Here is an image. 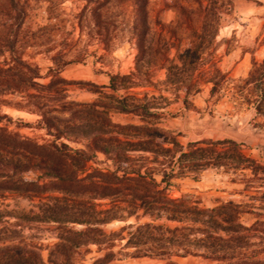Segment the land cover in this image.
Masks as SVG:
<instances>
[{
	"label": "trees",
	"instance_id": "obj_1",
	"mask_svg": "<svg viewBox=\"0 0 264 264\" xmlns=\"http://www.w3.org/2000/svg\"><path fill=\"white\" fill-rule=\"evenodd\" d=\"M81 1L85 4L76 24L80 33L87 21L91 33L108 47L111 28L122 15L137 49L132 72L107 73L108 86H90L97 95L91 103L67 96L71 82L61 73L85 63L88 55L69 58L64 53L66 36L76 26L70 23L65 35L56 27L55 0H0V99L17 98L16 104L4 105L37 116L29 122L0 112V264H83L77 259L86 257L91 246L102 253L91 264H110L117 255L163 264H178L174 258L185 257L216 264H264V220L246 225L240 220L247 212L244 205L227 202L205 208L194 195L169 194L174 179L197 176L206 168H251L254 161L240 144L205 138L184 145L179 134L154 121L163 94H145L144 104L118 94L120 84L142 75L150 80L154 71L164 70L167 85L177 92L186 88L185 108H191L188 95L199 73L209 76L213 97L227 75L211 66L208 56L236 0H174L169 6L174 18L168 23L155 12L152 0ZM120 1V11L114 13L111 8ZM34 6L44 7L46 14L36 28L26 22ZM184 41L188 47L181 50ZM28 47H47L52 53L44 75L36 63L23 59L21 51ZM171 49L176 52L173 58L167 55ZM156 57L163 64L152 68ZM239 82L241 90L247 89L243 97L255 106V116L264 115V59L252 57L248 76ZM112 113L137 116L140 124L113 123ZM23 128L44 131L49 138L40 143L19 134ZM31 170L40 176L24 179L22 174ZM20 198L31 201L32 207L12 208L9 200ZM131 218L135 222L105 230L113 221ZM162 218L175 226L158 224ZM43 225H52L57 238L47 260L31 243L33 232Z\"/></svg>",
	"mask_w": 264,
	"mask_h": 264
},
{
	"label": "rangeland",
	"instance_id": "obj_2",
	"mask_svg": "<svg viewBox=\"0 0 264 264\" xmlns=\"http://www.w3.org/2000/svg\"><path fill=\"white\" fill-rule=\"evenodd\" d=\"M60 4H59V3ZM53 6V23L65 33L71 30V24L76 29L66 40L64 53L73 58L81 54H87L85 63L72 64L64 69L61 77L70 81L67 87V96L70 100L91 103L97 95L91 93V85L108 86L107 73L128 74L135 68L132 48L136 49L130 29L123 25L125 19L122 15L111 28L109 46L106 47L98 41L91 33L92 28L89 22H83V31L77 27L79 11L83 8L81 0H55ZM155 12L162 19V13L169 9L170 4L165 0H152ZM121 8V1L111 8L118 13ZM171 14L174 13L171 11ZM46 14L44 7L34 6L27 25L36 28L45 22ZM125 19V20H124ZM71 23V24H70ZM188 45L187 41L182 42L181 50ZM23 59L36 63L41 68V73H46L49 62L47 47L25 48L21 51ZM247 53V54H245ZM137 55V54H136ZM167 55L175 57V49H171ZM246 55V60L242 57ZM252 57L261 62L264 59V0H236L235 7L230 15H224V22L216 38V45L213 52L208 56L210 65L219 68L226 73L227 80L219 86L218 92L209 96L211 84L207 82L209 76L196 75V82L190 89L188 101L191 108L187 109L182 103L184 92H177L174 86L165 83V71L156 70L152 79L140 76L134 82L122 83L119 85V95H126L134 98L138 104H144L145 94L160 96L157 103L160 115L154 121L159 126L179 134L182 144L194 142L201 139L224 140L231 139L240 144L243 154L254 161L251 168L240 166L227 169L225 167L206 168L197 176L188 175L176 178L171 182L169 194L173 198L185 194L198 197L201 205L205 208L222 206L227 202L242 204L246 213L241 214L240 220L246 225H251L255 220H264V115L255 116V106L247 104L244 94L247 89H242L240 80L245 79L251 69ZM148 60V59H147ZM133 70H131V64ZM162 60L156 57L154 66H161ZM206 69V68H205ZM149 80V81H148ZM47 83L48 80H41ZM149 82L157 87L154 89ZM0 112L10 115L14 120L34 122L37 116L28 112L20 111L4 105L9 102L16 104L17 98L0 99ZM111 120L116 124H140L137 116L121 113H112ZM12 129V128H10ZM19 134L34 138L40 143L48 140L44 131L23 128ZM40 176L36 170L22 174L26 180H35ZM12 208L29 210L32 202L28 199L9 200ZM254 213H251V211ZM142 212H139L141 215ZM260 214L255 217L253 214ZM142 221L148 220L142 218ZM135 222L134 218L128 222L113 221L105 226V230L114 231L120 229L127 223ZM158 224L175 226L174 223L160 219ZM29 232L26 231L25 234ZM225 236L224 231L219 232ZM57 242L56 233L52 225H43L33 232L31 243L38 247L45 260H47L49 249ZM91 252L84 258L77 261L83 264H91L96 258L102 256L97 247L91 246ZM119 247L115 248L118 251ZM130 252V251H129ZM178 264H216L197 257L174 258ZM110 264H163L161 260L148 258H131L129 256L117 255Z\"/></svg>",
	"mask_w": 264,
	"mask_h": 264
},
{
	"label": "crops",
	"instance_id": "obj_3",
	"mask_svg": "<svg viewBox=\"0 0 264 264\" xmlns=\"http://www.w3.org/2000/svg\"><path fill=\"white\" fill-rule=\"evenodd\" d=\"M174 0H165V2L167 3V4H171L172 2H173ZM171 9L169 8L168 10L166 9L163 13H162V20L164 21V22H166V23H168V22H170V21H172L173 20V18H174V16H173V14H171ZM135 44H133V46H134ZM188 47V45L186 46V48ZM132 50V52H133V54H132V56H133V60L134 59H136V54H137V49H134V48H132L131 49ZM245 54H247V53H245ZM243 59H242V61L244 60H246V55H244V57H242ZM133 64L134 63H132L131 64V70H133Z\"/></svg>",
	"mask_w": 264,
	"mask_h": 264
}]
</instances>
